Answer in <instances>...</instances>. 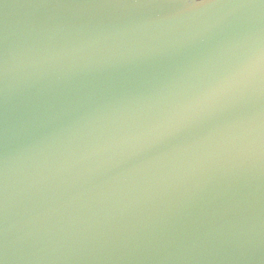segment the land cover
Segmentation results:
<instances>
[{
	"label": "water",
	"instance_id": "water-1",
	"mask_svg": "<svg viewBox=\"0 0 264 264\" xmlns=\"http://www.w3.org/2000/svg\"><path fill=\"white\" fill-rule=\"evenodd\" d=\"M3 264H264V0H0Z\"/></svg>",
	"mask_w": 264,
	"mask_h": 264
},
{
	"label": "snow or ice",
	"instance_id": "snow-or-ice-1",
	"mask_svg": "<svg viewBox=\"0 0 264 264\" xmlns=\"http://www.w3.org/2000/svg\"><path fill=\"white\" fill-rule=\"evenodd\" d=\"M188 4H193V5H204L205 3L208 2V0H186ZM0 264H3V260L0 259Z\"/></svg>",
	"mask_w": 264,
	"mask_h": 264
}]
</instances>
